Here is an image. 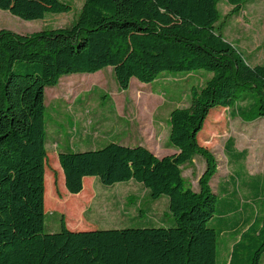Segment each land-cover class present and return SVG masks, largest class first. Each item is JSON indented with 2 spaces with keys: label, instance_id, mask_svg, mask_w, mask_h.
<instances>
[{
  "label": "trees",
  "instance_id": "1",
  "mask_svg": "<svg viewBox=\"0 0 264 264\" xmlns=\"http://www.w3.org/2000/svg\"><path fill=\"white\" fill-rule=\"evenodd\" d=\"M248 1L85 0L68 28L32 34L0 29V264H217L219 233L208 226L219 200L210 185L217 161L199 135L213 110L233 108L244 115L251 97L257 100L252 120H264V64L251 65L217 26L221 2L237 16ZM71 8L62 0H0L1 10L25 21ZM108 67L125 91L133 79L152 84L166 72L212 74L192 89L187 107L170 114L169 143L177 153L159 158L141 145L110 143L58 156L70 195L83 193L88 177L105 186L136 182L150 199H169L175 226L72 231L63 217L59 232L45 233V90L63 76ZM197 156L207 161L199 191L183 174ZM251 240L257 242L254 248ZM263 259L264 215L261 226L242 233L229 264H263Z\"/></svg>",
  "mask_w": 264,
  "mask_h": 264
},
{
  "label": "rangeland",
  "instance_id": "2",
  "mask_svg": "<svg viewBox=\"0 0 264 264\" xmlns=\"http://www.w3.org/2000/svg\"><path fill=\"white\" fill-rule=\"evenodd\" d=\"M62 1L71 5L69 13L51 14L37 21H25L0 9V29L32 34L48 28H68L85 0ZM219 10L221 21L217 26L225 40L236 46L251 65L264 64V0H249L237 16H231L232 7L227 2H221ZM211 77L204 70L191 74L166 72L152 84L133 79L125 91L108 67L94 74L63 76L57 86L47 87L45 233L59 232L63 217L72 231L174 227L169 199H150L136 182L105 186L90 178L83 193L70 195L58 156L66 151L101 149L110 143L141 145L159 158L177 153L169 143L170 114L175 108L187 107L192 89L204 86ZM249 101L241 116L230 110H213L199 140L217 161V173L210 185L219 200L216 218L208 223L219 233L217 264L230 263L233 246L242 233L255 223L261 226L264 215V120H252L257 100L251 97ZM230 140L238 154L228 153ZM206 169L203 156L184 167V177L195 191H199ZM244 175L246 179L257 178L262 186L251 188L253 180L239 183L236 176L241 179ZM224 186L228 193H235L225 195ZM56 200L55 207H49ZM141 208L146 210L143 216ZM250 244L254 248L257 242L251 240Z\"/></svg>",
  "mask_w": 264,
  "mask_h": 264
},
{
  "label": "crops",
  "instance_id": "3",
  "mask_svg": "<svg viewBox=\"0 0 264 264\" xmlns=\"http://www.w3.org/2000/svg\"><path fill=\"white\" fill-rule=\"evenodd\" d=\"M132 82H133V80H132ZM132 82H131V84H132ZM220 110H229V108H223V109H220ZM220 110H219V111H220ZM231 112H232V114H236V109H233V108H232V109H231ZM262 120H263V119H262ZM207 122H208V119H207V121H206V123H205L204 129H205V127H206ZM168 126H169V125H168ZM168 128H169V133H170V127H168ZM204 129H203V131H204ZM203 131H202V132H203ZM202 132H201V134H202ZM201 134H200V135H201ZM200 135H199V140H200ZM231 141H232V140H230V141L228 142V147H229V144H230ZM232 144H233V147L235 148L234 141H233ZM228 147H227V150L229 149ZM234 150H235V149H234ZM235 152L238 153L237 151H235ZM245 171H246V169H245ZM236 177H237V180H240L239 183H243V184L246 182V180H253V184L250 186L251 188L255 187V184H254V183H255L256 181L259 182V180H258L257 178H250V177H248L249 179H246L247 177H246L245 175H244L243 178H241V179L239 178V176H236ZM90 178H91V177H88V178H85V179H84V187H85V181H86V180H87V181H90V180H88V179H90ZM234 178H235V176H233L232 181H235ZM91 180H92V179H91ZM223 189H226V187L224 186ZM233 193H234V192H233ZM233 193H228V195H229V194H233Z\"/></svg>",
  "mask_w": 264,
  "mask_h": 264
}]
</instances>
